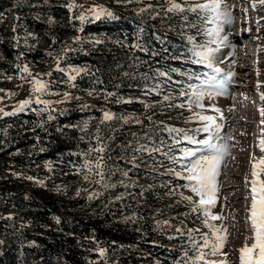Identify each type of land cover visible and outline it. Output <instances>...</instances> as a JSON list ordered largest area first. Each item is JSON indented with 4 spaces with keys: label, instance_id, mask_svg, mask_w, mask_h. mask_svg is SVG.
Listing matches in <instances>:
<instances>
[{
    "label": "trees",
    "instance_id": "obj_1",
    "mask_svg": "<svg viewBox=\"0 0 264 264\" xmlns=\"http://www.w3.org/2000/svg\"><path fill=\"white\" fill-rule=\"evenodd\" d=\"M86 1L0 0L4 14L0 21V103L10 90L7 78L27 77L20 71L24 65H54L45 74L50 90L71 97L51 106L55 110L52 120H48L49 113L39 111L43 105L36 103L23 112L0 117V207L14 213L9 218L0 210V264H93L110 256H115V264L183 262L190 240L156 223L159 200L150 191L138 196L129 192L116 201L111 187L105 189L84 179L86 170L81 165L83 153L95 147L92 137L99 126L105 137H113L106 141L105 153L111 156L112 174L104 183L116 185L132 155L127 147L135 140L131 134L140 136L152 130L160 139L163 127L156 124L161 112L185 114L184 107L173 109L168 103L150 101L153 107L145 108V103L135 99H147V89L160 84L162 94L176 95V104L187 107V97L182 99L179 92L187 91L191 82L181 74L192 73L189 68L193 66L183 62L190 57L185 37L191 28L178 15H165L166 0H111L116 7L109 11L115 19L102 17L81 25L76 8ZM69 4L77 6L70 10ZM28 7L38 19L25 16ZM141 8L148 11L140 12ZM16 16L20 19L15 20ZM189 23H198L193 14H189ZM157 35L161 41L155 39ZM15 36L20 37L18 46ZM76 36L79 42H74ZM137 43L148 51L133 47ZM65 48L74 51L63 52ZM21 52L24 55L17 59ZM60 56L64 57L59 61L61 68L83 69L72 82L75 87L64 82L66 73L56 70ZM173 68L177 71L171 72ZM157 71L169 72L171 81L165 82L167 78L158 77ZM121 99L133 102L119 103ZM124 109L135 114L127 124L116 119L100 124L103 111ZM136 118L141 122L136 123ZM85 122L88 128L81 131ZM94 158L95 154L87 157ZM187 183H163L156 196L167 195L169 190L190 192L184 187ZM92 193L102 194L89 199ZM132 198L141 199L140 206ZM100 249L105 250L104 256Z\"/></svg>",
    "mask_w": 264,
    "mask_h": 264
},
{
    "label": "rangeland",
    "instance_id": "obj_2",
    "mask_svg": "<svg viewBox=\"0 0 264 264\" xmlns=\"http://www.w3.org/2000/svg\"><path fill=\"white\" fill-rule=\"evenodd\" d=\"M114 2L111 0H87L77 6L76 9L78 16L81 13L89 15L88 10L94 6L105 8L108 11L115 8L116 4ZM176 2L183 3V0ZM197 2H204V0H197ZM222 7L224 11L231 13L232 22L224 24L221 33V36H227V41L219 45L218 48L215 44L211 45V47L217 48L213 54V64L222 70L221 76H226L228 73H234V75L223 88L214 90L212 94L204 96L202 100L203 108L193 105L189 110L187 106L183 108L185 114L179 116L172 114L170 111L161 112V120H157L156 124L161 128L163 127V137H160V139H156L152 135L154 134L152 130H146L140 136L133 137L131 135V139L135 140L129 147L130 151H128L132 154L131 158L129 161H125L128 166L127 171H125L127 175H124L125 172L120 174L119 181L116 184L119 189L111 187V190L115 191L114 198H122L123 195L129 192L138 196L142 195L143 192L150 191L159 200L156 223L161 227L172 228L188 239L189 230L196 229L199 231H193L192 236L197 241L202 243L201 234H207L211 237V230L205 226V220L218 228H226L228 232L227 242L221 252L216 255H208L206 260L214 262V264H240L239 249L245 243L251 245L253 242V233L247 221L248 207L251 204V185L250 183L246 184L245 179L247 178L248 181L252 179V158L259 159L261 155H264L256 141H253L252 136L253 132L258 129L257 127L260 126L264 129V123L261 122L264 117L261 116L260 112L264 108V100L260 98V94L264 93V3H261L260 0H223ZM30 8H24L26 10L25 16L38 19L30 12ZM244 15H246L245 20ZM254 16L255 19H253ZM198 27L202 29L204 26L198 24ZM187 36H194L197 44H205L209 39L203 34H198L197 30L193 28ZM185 40L191 48L192 45L188 43L186 37ZM221 52L223 54L219 57ZM189 55V59L183 62L187 66H193V68H189L192 73L197 75L199 73H212V69L204 65L191 63L190 52ZM223 59H226L227 62L220 66ZM52 68H54L52 64L44 68H29L31 76L27 74V77L21 79L7 78L6 81L10 90L6 92L7 94L0 103V109L3 110L0 111V117L4 116L3 112H13L19 103L25 99L31 98L35 103L37 96L41 100L49 101L51 106L61 105L63 102L57 103V101H63L64 97L62 94L59 95L56 94L58 92L50 90L52 85L45 78V74ZM182 76L187 78V75L182 74ZM33 78H38L48 84V91L33 93L31 84ZM191 82L197 83L194 79ZM13 93L14 95H12ZM165 95L170 97L168 101L163 100ZM179 97L181 96L179 95ZM184 98L186 97L182 99ZM176 100H178L176 95L162 94L160 91L159 95L156 92H149L147 99H135L137 103L143 101L145 104H150V101L152 103L165 102L173 105V109L177 105ZM215 109H219V111H215ZM193 113L213 116L216 118V123L220 125L218 136L212 138L207 134L208 136L203 140L211 139L214 144L227 145V153L218 166L217 200L210 209L212 214L224 217L222 220L213 221L203 213H193L192 209L197 206L199 198L191 191L177 190L174 192L169 190V193L164 196H156L155 193L162 187L163 183L166 184L172 180L186 181L175 175V172H181L184 175L186 173H183L181 164L175 163L171 159L173 156L179 158L182 155L181 149L199 148L196 158L212 155L209 150L203 147H195V144H190L183 139L185 133L195 139L197 138L195 133H205L196 131V129L203 127V123L193 117ZM115 114L128 117L135 115L126 109ZM165 126L183 129L184 132L169 134L164 130ZM261 137L264 138V135ZM175 140H179L180 143H175ZM140 145H145L149 149L159 148L160 151L133 152V149ZM184 163H188V161ZM182 197H191L192 201L183 200ZM121 198L116 199V201L121 200ZM135 201L140 206L139 201L141 199ZM0 210L3 216L9 218L14 214L12 210L4 206L0 207ZM187 253L189 258H194L197 254L191 247L187 250ZM115 261V256H110L103 257L93 264H115ZM201 264H204V262H201Z\"/></svg>",
    "mask_w": 264,
    "mask_h": 264
},
{
    "label": "snow or ice",
    "instance_id": "obj_3",
    "mask_svg": "<svg viewBox=\"0 0 264 264\" xmlns=\"http://www.w3.org/2000/svg\"><path fill=\"white\" fill-rule=\"evenodd\" d=\"M48 0H45L47 3ZM139 2V0H137ZM168 7L164 10L165 15L171 13L178 15L184 22L186 27H190L196 29L198 34H203L209 39L205 44H197L194 36H187L186 39L189 44L192 45L189 48V52L191 54V63L193 64H201L205 67L212 69V73H203L197 75L195 73H181L183 75H187L189 81L196 80L197 83H189L187 84V91L180 90L179 95L181 97H187V106L189 110L191 107L195 105L196 107L203 108L202 100L206 94H212L214 90L221 89L225 86L226 82L231 79L234 73H228L226 76H221L222 70L218 67H215L213 64V54L219 47V45L225 43L227 41V36H221L223 31L224 24H230L232 22V15L230 12L223 10V0H204V2H197V0H183V3H178L176 0H166ZM261 3H264V0H260ZM77 5L69 4L68 8L71 10L75 8ZM35 7V5H33ZM148 11L147 8H141L140 12ZM89 15H85L81 13L76 17L83 25L85 22H94L96 20H100L102 17H108L115 19L116 17L111 11H108L105 8H97L92 7L88 10ZM159 14V13H157ZM189 14H193L199 24H203V28L198 27V23H189ZM3 13H0V21L3 20ZM15 20H19L20 17H14ZM51 23V18L49 19ZM210 25V27H209ZM13 32L16 31V28L13 27ZM80 31H83V27L80 28ZM143 29H141V32ZM28 36H32V33H28ZM157 41H161L160 36H155ZM74 42H79L80 37L76 36L73 38ZM14 41L16 45H19L20 37L15 36ZM25 43L27 40L25 39ZM96 44H99L100 41L96 40ZM217 45V48L211 47V45ZM133 47L140 49L141 51H148L146 47L142 44L137 43L133 45ZM63 52L74 51L71 48H65L62 50ZM155 54V53H154ZM24 55L23 52L19 53L17 59L21 58ZM51 55V53H49ZM63 56H60L57 59V67L56 70L60 72H64L67 74V80L64 81L68 83L71 87H75L74 82L81 74L83 69L78 67L61 68L59 61L63 59ZM20 68L19 65H17ZM20 71L23 73H27L31 76L29 68L27 65H24L20 68ZM177 69H171V72H176ZM156 75L158 77H166L167 81H171L172 77L169 72L166 71H157ZM203 77V78H201ZM175 83H179L178 81ZM32 84V92L33 93H44L48 91V84L44 83L38 78H33L31 80ZM161 85L156 84L154 87L147 89L148 92H156L159 95V89ZM59 94V93H56ZM92 95V92L88 93ZM147 94V92L145 93ZM14 95V93L12 94ZM64 100L57 101V103H62L68 99H70V94L65 92L62 93ZM113 95L112 93H107V96ZM261 100H264V93L260 94ZM79 99V97H76ZM170 97L168 95L163 96L164 101H168ZM119 103H132L131 100H119ZM143 103V101H140ZM33 100L31 98L25 99L19 103V105L14 109L13 112H3L4 116H12L19 112H23ZM36 104H42L43 107L39 109L41 113L47 112L48 120L54 119L51 115V111H55L51 109V103L49 101L41 100L39 96L35 99ZM173 106V105H170ZM176 107L183 108L185 104L175 105ZM87 107V106H85ZM145 108L153 107L152 105L145 104ZM0 111H3L0 109ZM215 111H219V109H215ZM261 116L264 117V108L260 110ZM193 117L197 118L199 121L203 123V127L196 129L197 132L203 131L208 133L210 136L213 132L218 131L220 125L216 123V118L209 115H201L200 113H193ZM113 119L122 120L125 124L129 122L132 117L128 116H117L115 113L110 111H103V116L100 121V124H105L106 122H110ZM151 120V117L148 118ZM136 123H140L141 121L136 118ZM264 123V120L261 121ZM88 128V123L85 122L83 127L80 128L81 131H85ZM169 134L176 133L179 134L184 132L183 129H177L174 127H167L165 129ZM132 136H136L135 133L131 134ZM83 139V137H82ZM92 139L95 141V147H89L87 152L83 153L85 159L81 168L86 170V174L84 175L85 180H89V182H94L96 184L101 185L105 189L112 187L114 188L115 184H107L104 183L107 175H111V170L108 164V161L111 160V156H106L105 153L108 151L107 140L113 139V137L105 135L101 132L99 126L97 127L95 133L93 134ZM184 140H187L190 144L200 145L203 148L209 150L212 155L207 157H197V152L200 150L199 148H184L181 149L182 155L177 158L175 156L171 157L173 162L181 164L183 169V173L175 172V175L179 178L185 179L188 183L184 185L190 189L192 193L195 194L199 198L198 204L196 207L192 209L193 213H203V215L209 217V219L213 221L222 220L224 217L220 215H214L211 213L210 209L215 205L217 200V175H218V166L223 160L224 155L227 153V145H219L214 144L211 139L205 140H196L194 137L189 136L187 133L183 136ZM231 139V137H229ZM163 143V142H161ZM175 143H180L179 140H175ZM129 144L127 147H130ZM259 147L261 152L264 153V138L260 140ZM144 151H160L159 148L149 149L145 145H140L139 147L133 149V152H144ZM95 154L94 159H87L88 156ZM188 161V163H184ZM127 175V172L124 173ZM251 181L245 179V183H250V198L251 204L248 207V216L247 221L250 225V230L253 233L251 245L245 243V245L239 249L240 251V264H264V155H261L259 159L255 157L252 158V169H251ZM92 177V179H90ZM28 179H32V177H28ZM38 183H40L38 181ZM102 193H92L89 196V199H92L93 196H98ZM79 195V193H77ZM121 197H117L116 199H120ZM183 200H187L189 202L192 201L191 197H182ZM167 223V221H165ZM206 227L211 230V237L207 234H201V242L197 241L193 236V231L189 230V240L190 247L197 253L194 258H189L187 251L184 252V257L187 259L183 262H176V264H214V262L207 261L206 257L208 255H216L221 252L223 246L227 242L228 232L226 228L217 227L214 224L208 223V220L204 221ZM179 231V230H177ZM34 245V242H32ZM0 244H3V241L0 240ZM207 250V251H205ZM100 256L105 255V250H99Z\"/></svg>",
    "mask_w": 264,
    "mask_h": 264
},
{
    "label": "bare ground",
    "instance_id": "obj_4",
    "mask_svg": "<svg viewBox=\"0 0 264 264\" xmlns=\"http://www.w3.org/2000/svg\"><path fill=\"white\" fill-rule=\"evenodd\" d=\"M258 102V101H257ZM198 123V122H197ZM232 123V122H231ZM261 126H262V124H260ZM258 129H262V127H257ZM208 133H195V135H196V139L197 140H203L205 137H207L208 135H207ZM215 136V135H214ZM261 138V137H260ZM250 139H251V136H250ZM249 139V140H250ZM259 144H260V141L258 142V146H259ZM187 145V144H186ZM191 146V145H190ZM202 147V146H200V145H196L195 147Z\"/></svg>",
    "mask_w": 264,
    "mask_h": 264
}]
</instances>
